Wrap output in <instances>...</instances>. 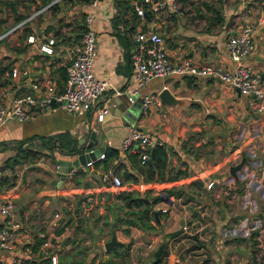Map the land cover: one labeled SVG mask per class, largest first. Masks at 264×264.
<instances>
[{"label": "crops", "instance_id": "obj_1", "mask_svg": "<svg viewBox=\"0 0 264 264\" xmlns=\"http://www.w3.org/2000/svg\"><path fill=\"white\" fill-rule=\"evenodd\" d=\"M50 1L24 23L27 30L23 25L15 29L19 32L11 42L0 37V66L6 67L0 72V101L10 93L34 91L31 83L36 80L48 78L59 89L66 76L69 46L88 26L96 31L92 70L120 92L107 88L81 114L56 105L21 121L0 122V166L18 147L35 150L31 158L19 154V162L12 165L16 178L10 185H0L13 192L16 216L24 226L22 249L30 250L28 263L50 264L40 256L38 244L31 248L35 234L41 232L50 244L46 249L56 254L55 264H113L107 259L116 264H153L154 251L162 242L157 264H264V110L257 111L250 96L220 78L194 74L153 77L141 87L142 94L166 86L184 103L165 108L153 104L147 110L140 103V114L131 121L136 106L130 109V105L141 94L132 101L128 98L129 89L136 85L130 35L142 27L160 33L172 59L189 56L199 63L228 67L232 63L228 36L253 24L255 48L247 62L263 73L264 0H176V8L166 3L155 12L146 8L144 0H96L94 5L91 0L41 4L39 0H0V34L16 22L13 9H26L28 14ZM134 3L145 6L144 15L134 11ZM87 13L92 15L89 21ZM29 32L35 35L32 42L25 40ZM48 36L54 37L53 52L44 53L38 43ZM11 67L26 68L27 73L11 75ZM104 102L109 103V112L97 120L96 109ZM131 125L164 145L168 172L177 178L143 180L138 170L140 152L136 160L131 155L139 148L121 153V140ZM90 127L104 151L112 147L117 153L99 158L98 152L90 157L95 158L92 164H80L60 179L54 164L57 159H71L76 152L63 153L64 137L56 135L70 133L77 150L87 151L90 147L81 142ZM243 153L247 162L237 175L231 174L230 164L237 163L235 159ZM108 170L120 175L122 183L114 186L103 179ZM124 170L137 179L124 180ZM6 172H10L7 167L0 171ZM210 180L214 182L207 186ZM168 187L173 188L168 193L171 203L160 197L152 205L162 212L151 219V228L121 220L128 216L127 209L139 206L125 203L118 191L149 201ZM112 230L118 243L107 250L104 243ZM126 245V253L118 254Z\"/></svg>", "mask_w": 264, "mask_h": 264}, {"label": "built area", "instance_id": "obj_2", "mask_svg": "<svg viewBox=\"0 0 264 264\" xmlns=\"http://www.w3.org/2000/svg\"><path fill=\"white\" fill-rule=\"evenodd\" d=\"M149 10L159 11L169 3L172 8L177 7L176 0H144ZM47 2L26 14L23 18L16 21L10 29H16L24 25L37 12L46 8ZM94 5L96 0H91ZM137 14L144 15L145 6L134 3ZM91 13L85 15L86 21L91 19ZM254 26L247 23L241 29L227 38L232 63L228 67L214 63H199L192 60L189 56H180L176 59L170 58L166 52L164 39L155 29H138L131 33L130 61L132 74L135 77L136 85L129 89L128 97L133 100L141 94L142 85L153 77H166L168 75L183 76L194 74L205 77H218L231 87L238 88L243 94L250 96V103L257 111L264 110V77L258 69L252 68L247 62V56L253 52L255 41L253 37ZM4 34V33H1ZM0 34V37L2 36ZM25 40L32 42L35 40L33 32L25 35ZM54 37L48 36L45 40L38 43V49L44 53L53 52ZM96 31L88 26L80 34L78 39L69 46L70 56L65 65L66 76L63 85L57 89L54 83L46 78L36 80L31 83L34 91L17 92L9 94L0 101V122L6 119L24 120L44 107L54 108L56 105L74 113H84L89 110L98 100L100 95L109 87L113 92L120 90L106 79L98 78L93 70L92 63L96 55ZM26 68L11 67V75H26ZM142 109L147 110L153 104H159L158 92H144L141 94ZM55 104V105H54ZM109 112V103L104 102L96 109L97 120H103ZM160 141L137 128L134 125L129 127L127 134L121 140V153L127 149L142 148L139 153L140 162L144 163L148 159V150ZM104 151L98 153V157H104ZM95 158H90L86 164H92ZM59 169V164H54V170ZM103 179L109 180L112 185H119L122 182L120 175L111 170L103 173ZM213 180L207 186L213 184ZM162 210H166L162 208ZM13 192L10 188H0V264H36L29 262L30 250L24 251L20 236L24 226L22 221L17 218ZM54 215H57L56 213ZM41 240L37 250L40 256L49 259L50 264H55L56 254L50 249L47 238L43 239V233L35 234ZM23 241V242H22Z\"/></svg>", "mask_w": 264, "mask_h": 264}, {"label": "trees", "instance_id": "obj_3", "mask_svg": "<svg viewBox=\"0 0 264 264\" xmlns=\"http://www.w3.org/2000/svg\"><path fill=\"white\" fill-rule=\"evenodd\" d=\"M10 2L13 0H9ZM15 1V0H14ZM46 0H39V4L44 3ZM81 1H88V0H81ZM38 4V5H39ZM37 5V6H38ZM51 9L53 10L55 6V4H51ZM15 15H14V19L15 21L20 20L21 18H23L26 14L27 11L26 9H24L21 12H17L16 9H13ZM135 11V10H134ZM136 12V11H135ZM149 12V11H148ZM147 12V13H148ZM150 15L148 14V17ZM24 30H27L28 27L26 25L22 26ZM142 29H145V27H142ZM125 37V36H124ZM132 43V42H131ZM6 69L5 66H0V72L4 71ZM62 135L64 137V145L62 144L63 149H61L63 151V153L65 154H75V152H77V147H76V140L75 138L72 137V135L70 133H65V134H57L56 136H60ZM142 150V148H139L137 152H133L132 155V160H136L138 158H136V155L138 154V152H140ZM148 150V154L151 157V161H149L148 159H146V161L144 163H140L138 170L139 172L142 174V178L145 181H149V180H167V179H173V178H177L176 175H171L168 172V168H167V152L165 150V147L163 144H156L154 146H152L151 148L147 149ZM117 152L114 148H108L106 151H104V157H110L111 155H115ZM19 154L21 155L22 158H26L29 157L31 158L32 156L35 155V150L30 149V148H17V151L15 152L14 155H12L11 157H9L10 159H6L4 161V163L0 166V171L7 167L8 171L10 172H6V173H0V185L2 183H6V185H10L14 179L16 178L14 173L12 172V165L15 162H19ZM10 160V161H8ZM123 179L124 180H136L137 176L129 171L124 170L123 171ZM122 183V182H121ZM120 183V184H121ZM172 187H168L165 188L164 191L168 194H170L172 192ZM117 196H119L120 198H125V203H127L128 205L133 203L134 205L139 206V209H127L125 211V213L128 215L127 217H121V220H123L124 222L128 223V224H137L140 225L142 227L145 228H151L152 227V223H151V219L154 218V213L152 212V205L160 198V195L157 194L154 197H151V199L149 201L145 200L143 197H137V198H133L131 195L132 193H130L129 191L126 190H121L118 191ZM161 209H159L158 213H161ZM127 229H125L126 231ZM59 231V229H56V232ZM41 238L36 237L33 244H32V249L36 247V245L40 242ZM128 246H125V249H123V251L117 252L118 254H121L122 256L126 253ZM117 253H114L115 255ZM160 257H156L154 259L153 264H157L159 261ZM105 262L107 263H113L116 264L115 261H112V259H107ZM40 263V261H39Z\"/></svg>", "mask_w": 264, "mask_h": 264}, {"label": "water", "instance_id": "obj_4", "mask_svg": "<svg viewBox=\"0 0 264 264\" xmlns=\"http://www.w3.org/2000/svg\"><path fill=\"white\" fill-rule=\"evenodd\" d=\"M262 76L264 77V72L262 73ZM158 96H159V100H160L162 108H165L166 104H181V103H184L186 101L182 97H176L169 90V88L166 86H163L158 91ZM130 101H132V100H130ZM141 102H142V96L137 98L136 101H133L132 105H130V109H132V108H134V106H136V109H134L135 111H133V116L132 117L130 116L131 121H134L136 116L140 114V113H137L138 112L137 109L139 108V104ZM82 138H83V140L81 143H83L82 144L83 147L84 146L90 147V149H88L87 151H79V149H78L76 152V155H74V157H72L71 159H57V164H59V169H57V172L60 173V179H63V177L65 176V174L67 172H70L74 168L78 167L80 164H85L90 159V157H94L96 153H98L100 151H104L103 150L104 146L100 143H97L98 140H97V136H96V131L94 129H91V127L89 129L88 134ZM148 160L151 161L150 156L148 157ZM246 162H247V158L245 156V153H243L241 159L237 163L230 164L229 172L233 175H237V171ZM160 197L164 201H168L169 203H171V200L169 199V196L167 193L161 192ZM158 211H159V209H157V208L152 209V212L154 213L155 216L158 214ZM117 243H118V240L116 239L115 231L112 230V234H111L110 238L104 243L105 249H107V250L114 249L115 245ZM163 244H164V242L160 243V245L155 249L154 257H158L160 255L161 250L163 248Z\"/></svg>", "mask_w": 264, "mask_h": 264}, {"label": "rangeland", "instance_id": "obj_5", "mask_svg": "<svg viewBox=\"0 0 264 264\" xmlns=\"http://www.w3.org/2000/svg\"><path fill=\"white\" fill-rule=\"evenodd\" d=\"M26 23V22H25ZM13 24H9L8 26H7V28L5 29V30H3L1 33H4V34H1L2 36V40H5V41H10L11 42V39H13V38H15L16 37V35H17V33L19 32V31H16L15 30V28L14 29H10V27L12 26ZM19 27H21V26H19ZM7 39H10V40H7ZM4 41V42H5ZM237 149L236 150H240L238 147H236ZM240 158L241 157H239V158H237V159H235V161H239L240 160ZM115 205H117V206H119V207H121L122 208V204H118V203H115ZM52 242V241H51ZM39 257V256H38Z\"/></svg>", "mask_w": 264, "mask_h": 264}]
</instances>
